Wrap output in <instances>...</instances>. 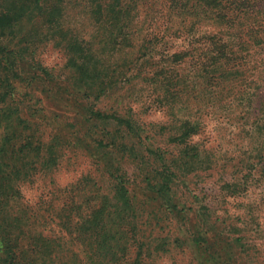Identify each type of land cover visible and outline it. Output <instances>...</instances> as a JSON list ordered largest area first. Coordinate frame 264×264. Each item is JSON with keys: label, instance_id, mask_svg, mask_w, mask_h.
<instances>
[{"label": "rangeland", "instance_id": "rangeland-1", "mask_svg": "<svg viewBox=\"0 0 264 264\" xmlns=\"http://www.w3.org/2000/svg\"><path fill=\"white\" fill-rule=\"evenodd\" d=\"M132 1L137 5L133 17L120 13L119 24L112 13L100 23L89 12L90 5L96 9L112 0L60 4L65 8L61 26L74 33V44L86 47L81 60L73 61L82 51L64 48L68 40L54 39L56 28L45 22L50 11L24 18L15 28L13 61L8 74L0 75L2 90L15 89V110L4 116L2 131L24 127L32 147L22 156L41 157L31 177L13 186L21 196L20 209L30 215L31 235L46 237L51 246L25 250L28 263L50 264L52 249L53 264H264V89L255 81V68L247 66L230 87H206L194 71L207 47L192 38L213 31L211 23L197 21L189 33L192 18L180 26L169 0ZM254 20L249 18L247 27L264 24ZM35 30V41L24 35ZM176 53L186 56L175 62ZM251 54L249 64L260 57L255 49ZM82 62L97 66L100 74L94 69L77 73ZM36 71L47 73L50 82ZM75 123L82 130L71 129ZM52 140L59 158L42 168L44 151L35 147L42 144L45 150ZM164 170L171 182L153 193L145 177ZM119 184L136 195L121 216L115 197ZM153 187L159 189L156 183ZM101 215L109 229L99 225L85 231L86 224L74 230V238L62 226L67 221L81 226L82 220ZM126 216L148 249L129 247L121 229ZM101 233L109 245L88 248Z\"/></svg>", "mask_w": 264, "mask_h": 264}, {"label": "trees", "instance_id": "trees-1", "mask_svg": "<svg viewBox=\"0 0 264 264\" xmlns=\"http://www.w3.org/2000/svg\"><path fill=\"white\" fill-rule=\"evenodd\" d=\"M64 1L65 0H9V3H6L4 6L0 3V75L3 72H7L8 74L9 62L13 61L11 60L12 55L9 53V50H11V42L17 37L15 28L19 22L22 23L24 18L31 20V18L38 14H43L45 11L52 12L49 15L50 19H46L45 22L50 24V28H56L55 34L53 35L56 42H66V40H68L66 42V47H64L65 49L68 48L71 52L73 50L75 53L78 51L83 52V54L79 56L76 53V57L73 61L77 59L81 60L85 54H88L86 53V47L77 42L75 44L72 42L75 36L74 33L68 28H63L61 26V17H63V10L65 8L60 4ZM72 1L75 3L78 0ZM169 2L170 7L178 11L176 17L180 19V26L184 25L186 19L192 18L193 22L189 33L192 32L198 22L203 20H208L214 28L213 31L209 33L203 32L204 37L192 38V43H203L204 46L207 47L204 52L198 54V60L200 59L201 65L194 71L195 74L197 73L199 77L201 76L204 79L205 83L201 81L202 84L206 87H219L220 85L223 86L227 84L230 87V83H232L240 73L244 74L248 66V69L255 68V81L259 82L264 89V24L255 29L250 25L247 27L245 23L251 17L255 18L254 21L264 20V0H169ZM136 7V2L132 0H112V3L107 6L98 4L96 9L90 5L89 12H92L94 18L102 23L104 18L109 20V17H111L109 14L111 13L115 20L119 17L120 13H122L124 17L132 18L133 15L131 12L135 11ZM104 11L107 12L104 14ZM117 23L119 24L118 21ZM36 34H39L37 30L31 33L26 32L24 35L31 38L29 40L35 41L37 39L35 37ZM22 38L23 37L18 40V44L24 45L21 43L23 40ZM72 44L76 45L77 50L74 49ZM253 49H255L260 57L259 59L256 57L252 64H249ZM185 56V53H176L174 61L179 62ZM76 68L77 73L81 74H83L82 72H91L93 69L96 73L100 74L101 72L97 66L90 69L86 62L76 65ZM36 72L39 77L50 82L47 73L42 75L39 71ZM7 76L9 78V75ZM168 79V77L163 79L164 81L167 80L166 84L169 82ZM15 94V89L9 86L5 87V90H2V83L0 82V264H34L32 259V263H28L24 251H29L30 248L32 252L36 249L46 250L51 246H48L50 242L46 237L42 235H38L37 237L31 235L32 232H30V230L32 224L30 215H27V210L20 209L19 206L23 205L18 201L21 196L19 195V191L13 186L18 180L22 181L30 178L35 166L37 164L41 165L39 153L35 154L36 159L34 161L28 160L27 156H22L28 153L32 147L31 139L29 135L25 133L24 127L14 128L12 125V127H7L4 132L2 131L4 116L11 115L15 110L13 107L14 102H12V98ZM260 111L264 114V104L260 108ZM18 121L22 122V120ZM19 122L17 124H19ZM184 122L190 125L192 124L188 120ZM80 125L81 123H75L71 129L82 130ZM82 125L85 124L82 123ZM193 133H195L194 129L191 132L185 133V135L190 136ZM83 134L87 138L90 137L87 130H84ZM53 140L50 141V144L47 145L45 150L42 144H38L35 147L36 149L43 148L44 160L42 168H51L57 158H59V152H57L56 144ZM108 144L112 145V147H116V143L114 142H109ZM84 146L87 145L85 144ZM61 147L62 145H60V148ZM34 150L33 148L32 151ZM47 152L48 156L46 154ZM102 166L104 169L103 164ZM170 176L171 173L166 172V170L152 177L148 175L145 177L146 184L152 188L151 191H153V193H160L168 186L169 182H171ZM154 183L159 187L158 190L154 189ZM118 187L119 191L115 197L117 203L120 204L118 215L121 216L126 209L131 208L136 195H131L129 189L121 184H119ZM96 205L98 209L100 207V202ZM16 207L17 210L14 209ZM77 208H80V206H77ZM80 214L82 213L78 215ZM93 216L96 217V215ZM69 219L68 215V220ZM123 220L121 229L124 230L125 239L129 238L130 240L129 247L135 243L134 249L141 251H143L144 248L148 249L147 243L145 246H142L144 241L142 240V235H140L141 231L138 230L136 233L133 232L131 229L133 224L130 228L128 227V223L131 222L132 218L126 216ZM86 224L87 227L83 229L85 231H91L92 226L99 225H101V229L103 227L109 229L106 228L108 225L107 217L103 218L102 215L93 219L89 218L86 221L82 220L81 226L78 222L73 226V221H67L63 223L62 226L76 238L74 230H80L82 226ZM126 228L127 230H125ZM38 239L41 240L43 245L38 242ZM200 240L205 244L206 242L208 243L207 238L203 239L200 237ZM92 241L93 242L87 243L86 245L88 248L91 247L94 250H96V246L102 248L109 245V243H107V236L104 233L98 235L97 243L95 237ZM201 241L195 239L197 246L202 245ZM223 248L224 251L228 249L227 244L223 246ZM52 251V249L48 250L50 264H53ZM229 253L230 252L225 251L224 254L227 261L231 258ZM88 254L87 260L90 261L92 257L90 253ZM120 256L125 257L126 255L122 254ZM70 258L75 260L76 256L72 254Z\"/></svg>", "mask_w": 264, "mask_h": 264}]
</instances>
